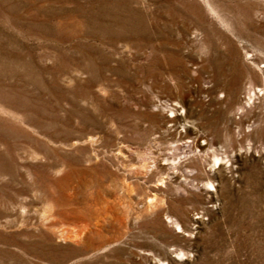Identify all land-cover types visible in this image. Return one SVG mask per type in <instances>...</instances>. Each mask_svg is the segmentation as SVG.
I'll list each match as a JSON object with an SVG mask.
<instances>
[{"label": "rangeland", "instance_id": "rangeland-1", "mask_svg": "<svg viewBox=\"0 0 264 264\" xmlns=\"http://www.w3.org/2000/svg\"><path fill=\"white\" fill-rule=\"evenodd\" d=\"M0 264H264V0H0Z\"/></svg>", "mask_w": 264, "mask_h": 264}]
</instances>
